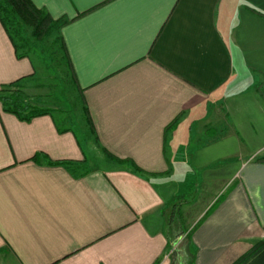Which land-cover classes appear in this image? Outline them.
Segmentation results:
<instances>
[{
    "label": "crops",
    "instance_id": "crops-1",
    "mask_svg": "<svg viewBox=\"0 0 264 264\" xmlns=\"http://www.w3.org/2000/svg\"><path fill=\"white\" fill-rule=\"evenodd\" d=\"M31 1L65 21L86 122L0 103V264H172L187 182L182 264L264 239V0ZM34 73L0 20V89Z\"/></svg>",
    "mask_w": 264,
    "mask_h": 264
},
{
    "label": "trees",
    "instance_id": "trees-1",
    "mask_svg": "<svg viewBox=\"0 0 264 264\" xmlns=\"http://www.w3.org/2000/svg\"><path fill=\"white\" fill-rule=\"evenodd\" d=\"M0 20L15 45L18 57L26 56L29 50L23 52L20 51L22 47L16 41L13 34L14 31H19L24 26H26L30 29L31 35L40 40L51 37V35H53L57 31L58 35L56 40L60 41V48L67 59V63L71 70L75 86L76 82L72 63L69 59L67 47L61 35V28L64 26L65 21L54 20L50 16V14L38 8L31 0H0ZM20 81L21 79L11 82L9 84H5L1 87L0 103L2 105V109L4 111L15 114L21 120L27 121L37 115H42L44 113L50 112V109L40 108L29 101L28 95H26L25 93V91H28L26 87H24V85L20 84ZM259 160H264V158ZM52 163L62 164L64 162ZM138 171L141 170L138 169ZM176 207L177 208L174 207L172 209L169 216L168 231L169 233L171 232L174 234V236L169 239V249L173 247L175 243L174 240H176L177 237L185 233L183 226L182 230H179V220L182 216V213L180 211L181 207ZM175 218L177 219V222L174 221ZM189 234H187L188 239L190 237ZM174 251V254L171 255L172 264H182V261H180L178 254L179 251L176 249ZM232 264H264V239L257 241L247 252L241 255Z\"/></svg>",
    "mask_w": 264,
    "mask_h": 264
},
{
    "label": "rangeland",
    "instance_id": "rangeland-1",
    "mask_svg": "<svg viewBox=\"0 0 264 264\" xmlns=\"http://www.w3.org/2000/svg\"><path fill=\"white\" fill-rule=\"evenodd\" d=\"M13 34L16 41L22 47L20 51L29 50L28 54L24 57L30 59L35 72L34 76L29 80L30 86L28 88H31L27 89L28 92L25 91L29 101L40 108H48L58 112L66 111L67 115L65 116L68 119L70 118L73 124L85 123L86 119L82 101L74 86L73 76L67 59L60 48V41L56 40L58 32L56 31L49 38L40 40L33 37L30 29L24 26L19 31H14ZM56 114L59 115L58 113ZM194 185H196L195 182H187L183 185L181 192H187L188 195L182 198H174L172 202L174 204L171 205L172 209L174 207L177 208L176 206L178 208L181 207V202H184L181 199L193 197L191 194L196 189ZM187 219L184 222L190 221L192 214ZM187 240H189L187 234L177 237L174 240L173 247L169 249V255H173L175 249H181ZM186 249H188L187 245Z\"/></svg>",
    "mask_w": 264,
    "mask_h": 264
}]
</instances>
